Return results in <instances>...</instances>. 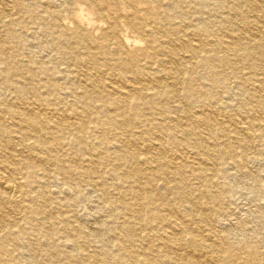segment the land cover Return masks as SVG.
Instances as JSON below:
<instances>
[{
  "label": "bare ground",
  "instance_id": "1",
  "mask_svg": "<svg viewBox=\"0 0 264 264\" xmlns=\"http://www.w3.org/2000/svg\"><path fill=\"white\" fill-rule=\"evenodd\" d=\"M0 264H264V0H0Z\"/></svg>",
  "mask_w": 264,
  "mask_h": 264
}]
</instances>
